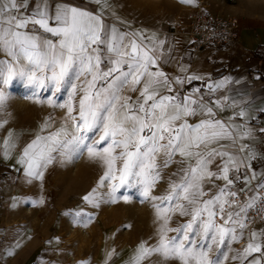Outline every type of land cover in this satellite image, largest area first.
<instances>
[{
  "label": "snow or ice",
  "instance_id": "1",
  "mask_svg": "<svg viewBox=\"0 0 264 264\" xmlns=\"http://www.w3.org/2000/svg\"><path fill=\"white\" fill-rule=\"evenodd\" d=\"M25 5L26 0H0V108L8 99L4 87L20 82L31 97L48 93V104L66 110L57 131L37 136L24 148L18 163L26 165L27 175L42 178L40 169L58 157L70 161L87 153L104 168L98 187H110L106 202H115L124 187L159 202L153 205L157 243H141L130 264H141L152 254L178 264H225V249L244 238L247 212L256 200L239 203L245 189L234 187L240 179L236 174L252 158L246 144H237L248 131L216 119L219 102L207 106L202 95L193 99L200 89L186 96L174 91L173 85L200 77H168L160 67L162 53L144 44L142 34L121 33L102 16L75 6L57 5L50 12L46 0L35 15H20ZM60 93L67 97L62 103L54 99ZM190 117L200 119L193 124ZM12 146L5 141V156ZM229 146L237 152L226 151ZM158 158L164 168L178 164L161 196L151 195L162 178ZM214 181L224 184L218 187ZM256 188L264 197V174ZM96 194L93 189L83 199L93 203ZM231 259L264 264V232H250Z\"/></svg>",
  "mask_w": 264,
  "mask_h": 264
},
{
  "label": "rangeland",
  "instance_id": "2",
  "mask_svg": "<svg viewBox=\"0 0 264 264\" xmlns=\"http://www.w3.org/2000/svg\"><path fill=\"white\" fill-rule=\"evenodd\" d=\"M200 2L213 14L239 16L243 26L245 13H255L262 4L257 0H194L184 12ZM3 90L8 97L0 108V258L4 264H130L141 243L155 245L158 221L153 205L159 202L145 200L136 188L127 187L116 193L115 202H106L110 187H98L104 168L87 153L70 161L58 157L40 169L42 178L27 175L26 165L18 163L24 148L37 136L47 137L57 131L64 124L66 110L48 104V93L31 97L20 82ZM54 99L62 103L67 97L60 93ZM7 140L14 146L5 156ZM175 161H179L177 157ZM175 161L164 168L158 158L162 178L151 195L166 194L178 167ZM93 189L97 194L89 203L83 198ZM124 196L129 199L124 200ZM250 232L264 229L256 223L247 226L244 238L225 249L229 257L225 264H240L231 257L244 248ZM141 264L178 262L152 254Z\"/></svg>",
  "mask_w": 264,
  "mask_h": 264
},
{
  "label": "crops",
  "instance_id": "3",
  "mask_svg": "<svg viewBox=\"0 0 264 264\" xmlns=\"http://www.w3.org/2000/svg\"><path fill=\"white\" fill-rule=\"evenodd\" d=\"M257 1L262 4L255 13H245L247 20L235 45L216 51L204 50L195 57L190 55L187 36L169 34L170 24L188 5L182 0H46V3L50 12L57 5L75 6L102 16L106 25L121 33L142 34L146 38L144 44L155 45L162 53L159 63L168 77H200L176 86L184 87L186 95L193 89H200L193 99L202 95L207 106L219 102L220 110L214 108L215 118L248 131L244 140H237L238 145H247L252 156L246 161L249 167L241 166L236 174L240 179L235 185L243 187L247 184L245 178L259 181L264 174V0ZM41 7L42 0H26L20 15L33 16ZM221 81L226 82L215 89V84ZM132 95L135 98V94ZM241 111L245 113L243 117L238 115ZM198 119L190 117L189 122L194 124ZM225 150L237 152L231 146ZM237 154L244 158V153ZM253 173L255 179H252ZM214 183L218 187L224 184L223 181ZM7 264H11L10 261Z\"/></svg>",
  "mask_w": 264,
  "mask_h": 264
},
{
  "label": "built area",
  "instance_id": "4",
  "mask_svg": "<svg viewBox=\"0 0 264 264\" xmlns=\"http://www.w3.org/2000/svg\"><path fill=\"white\" fill-rule=\"evenodd\" d=\"M242 18L231 14H213L207 4L200 2L197 7L178 15L173 23L170 24L169 34L185 35L189 38V51L192 57H195L204 50L216 51L235 45L239 40L242 29ZM171 78V77H170ZM181 95H186L187 90L184 87L173 85ZM250 180L245 186L234 187L245 189L240 193L238 202L243 204L251 197L256 196L254 206L247 212V226L254 223L259 224L264 229V197L257 195L256 185L260 182ZM0 264L4 262L0 258Z\"/></svg>",
  "mask_w": 264,
  "mask_h": 264
}]
</instances>
